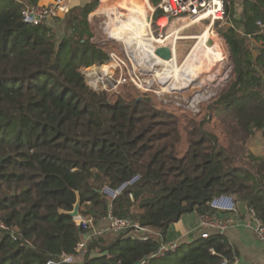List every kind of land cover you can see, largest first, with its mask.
<instances>
[{"label":"trees","instance_id":"trees-1","mask_svg":"<svg viewBox=\"0 0 264 264\" xmlns=\"http://www.w3.org/2000/svg\"><path fill=\"white\" fill-rule=\"evenodd\" d=\"M103 4L72 9L57 40L47 23L22 22L21 0H0V264L75 255L88 232L59 211H72L77 194L81 217L94 225H104L111 205L116 217L157 235L93 236L72 264H235V249L218 235L152 255L170 225L208 213L219 195L245 203L264 223V0H244L239 19L228 1L215 23L235 80L214 102L231 109L202 118L129 85L114 99L86 86L78 69L110 61L107 48L92 43L88 20ZM252 43L260 44L255 53ZM259 138L262 151L254 153ZM135 176L112 203L102 193Z\"/></svg>","mask_w":264,"mask_h":264},{"label":"rangeland","instance_id":"rangeland-1","mask_svg":"<svg viewBox=\"0 0 264 264\" xmlns=\"http://www.w3.org/2000/svg\"><path fill=\"white\" fill-rule=\"evenodd\" d=\"M159 2V0H104V4L99 9H106V13L104 15L88 18L92 32L94 33L92 43L105 46L110 53L109 58L111 54L117 58V65L115 63L112 64L113 67L110 70L112 73L109 72V76L103 75L101 68H99L101 66L98 65L92 66V68L96 69L92 70L94 71L91 74L93 76H90V74L88 75L91 71L88 69L91 67H82L78 69L86 86L94 93H107L110 95L111 99H114L115 96L124 90L123 88L129 85L127 88L133 87L141 93H149L154 96L155 100L160 104L166 107H177L183 110L185 115H191L192 117L202 118L215 111H227L231 109L230 106L217 107L214 105L216 100L225 96L235 80L230 55L222 39L220 40L223 44L225 57L221 65H219V69L215 72V64H211L208 60H205V62L199 61L201 65L197 69V75L201 80H199L200 85L198 87L189 88L190 90L187 89L183 92H169L163 90L158 83L154 82V77L163 76L164 73L173 75L175 71L170 67L168 62L161 61L155 57L154 51L155 48L158 47V44L153 41L163 40L166 35L173 30L172 25L174 22L177 21L180 23L181 20L178 18L167 21L166 27L160 29V26L156 24L162 17L161 12L157 9ZM229 2L231 3L234 17L239 19L243 0H229ZM138 6L141 7V10L139 9L138 11V15L139 18H141V22L145 24V28L136 24L135 26H131L129 31H125L128 37L136 39L139 43H135L133 50H128L126 48L127 36L124 34L125 32L108 31V28H113L116 23L115 21L122 19L124 16H132ZM122 20L128 21L127 18ZM50 22L52 23L51 27L56 34L57 40H60L65 34L68 23L67 17L58 18ZM214 25H210L209 21L201 22L180 34L179 39L175 42V46L180 55L177 59L179 65L185 63V58L192 53L196 44L199 43L197 37L203 29L210 28L211 32L217 35ZM218 28H220V26ZM122 31H124V29ZM166 44L167 42H165L163 46H166ZM259 46L260 44L252 43V52L255 53ZM109 64L110 61L107 65ZM186 66L188 68H193L192 64ZM212 71L214 73H212ZM230 77L231 81L229 82ZM120 78L125 79L126 82L118 85L117 82ZM228 82L229 85L226 91L221 94ZM212 98L214 99L211 105L205 104ZM250 149L254 153H260L262 151L261 139H256L251 144ZM102 224L99 223L95 225V227L101 228L103 226ZM0 225L3 224L0 222ZM12 231L13 234L16 235L17 231L15 229ZM79 260H81V257Z\"/></svg>","mask_w":264,"mask_h":264},{"label":"built area","instance_id":"built-area-1","mask_svg":"<svg viewBox=\"0 0 264 264\" xmlns=\"http://www.w3.org/2000/svg\"><path fill=\"white\" fill-rule=\"evenodd\" d=\"M157 9L161 12L162 17L167 21L172 19H196V25L209 21L210 25L216 22H222L225 17V6L229 0H159ZM70 13V8L66 0H54L46 5L23 6L21 11V20L26 25L37 26L42 23H49L52 20L66 17ZM161 17V18H162ZM157 26L158 22L156 23ZM257 26H261L257 23ZM162 29V27H160ZM162 38V37H160ZM161 46V45H158ZM117 65V58L111 54L110 64ZM105 66V65H103ZM119 66V65H118ZM102 67V66H101ZM89 68L88 70H91ZM89 72V71H88ZM93 71L88 73L92 74ZM91 76V75H90ZM125 79H121L117 84L125 83ZM138 177H132L124 182L116 189L104 188L102 193L107 197L110 203L119 198V196L127 189L134 187L138 182ZM210 211L198 216L199 227L202 230L200 238L209 239L213 234L223 236L228 230L238 225V217L240 213L236 206V201L229 195H219L209 203ZM247 221L250 224L256 238L264 246V223L257 217L256 212L248 208L246 213ZM76 224L88 233L87 239H83L76 244L75 255L62 254L57 260H49L47 264H72L84 255L87 248V242L93 236L103 234H119L129 231L131 236L140 240H146L150 237L152 229L140 227L133 223L129 218H118L114 215L112 206L108 207L107 215L104 219V225L101 228L95 227L93 220L89 217H81ZM1 229H5L0 225ZM178 245L163 244L160 249L152 255L154 258L162 257L168 252H175ZM219 264H228L223 259Z\"/></svg>","mask_w":264,"mask_h":264},{"label":"bare ground","instance_id":"bare-ground-1","mask_svg":"<svg viewBox=\"0 0 264 264\" xmlns=\"http://www.w3.org/2000/svg\"><path fill=\"white\" fill-rule=\"evenodd\" d=\"M139 9L141 10V7L138 6V8L135 10L132 16H128V17L124 16L122 18V19L127 18L128 21L126 20L124 21L122 19H118L116 21L114 20L116 22L114 27L108 28V31L113 30L115 32L124 33L127 30L129 31L130 27L135 26L136 24H139V26L145 28V24L141 22V18H139L138 15ZM105 11L106 9L101 8L95 13V15L97 16L104 15L106 13ZM158 24L160 27L164 28L167 25V20L164 17H162L159 19ZM172 26H173V30L170 31L163 40L161 39L154 40L153 42L161 46H163L164 43L167 42L166 47H168L172 51V55H173L172 59L168 63L170 67L175 71V73L173 75H168L164 73L163 76H159V77L156 76L154 77V82L158 83L165 91L183 92L189 88L198 87L200 85L199 80H201V78L198 77L197 75V69L201 65L199 61L205 62V60H208L211 62V64H215L214 66V72H215L219 69V65H221V62L224 59L225 54H224L223 44L220 38L217 35L213 34L210 28H207V29H203L200 32L199 36L197 37L199 43L198 44L195 43L196 46L194 45L195 48L192 50V53L185 58V63H183V65H179L177 59L178 57H180V55L175 46V42L179 39V36L182 32L196 26V19H184V20L181 19L180 23L175 21ZM123 29L124 31H122ZM124 34L127 36L126 32ZM126 40H127L126 48L128 50H133V48L135 47V43H138L136 39H133L128 36L126 37ZM209 42H212V45H209ZM191 64L193 65V68L191 67L192 69L186 66ZM99 68H101L103 75L109 76V72H111L110 71L111 66L105 65ZM214 72L212 71V73Z\"/></svg>","mask_w":264,"mask_h":264},{"label":"crops","instance_id":"crops-1","mask_svg":"<svg viewBox=\"0 0 264 264\" xmlns=\"http://www.w3.org/2000/svg\"><path fill=\"white\" fill-rule=\"evenodd\" d=\"M54 0H21L23 6L31 5H46ZM70 11L72 9L83 7L90 0H66ZM244 1V0H243ZM97 15L93 12L88 18H93ZM89 20V19H88ZM47 25L51 26L49 22ZM196 213H188L183 215L177 223L169 226L165 236V245H181L193 244L200 240L202 230L199 227V219ZM238 217V225L228 230L223 236L228 243L235 249L237 258L235 264H264V246L256 238L251 230L250 224L247 221L246 215L244 218ZM157 233L152 230L150 236H156ZM217 236V234H213Z\"/></svg>","mask_w":264,"mask_h":264},{"label":"water","instance_id":"water-1","mask_svg":"<svg viewBox=\"0 0 264 264\" xmlns=\"http://www.w3.org/2000/svg\"><path fill=\"white\" fill-rule=\"evenodd\" d=\"M209 45H212V42H209ZM154 54L158 59H160L161 61H164V62H169L173 56L172 51L166 46L156 47ZM236 206H237L239 213L242 216H245L247 211H248V207L246 206V204L243 202H236ZM80 207H81L80 197L77 194L76 202L73 206L72 211H70V212L59 211V213L71 218L74 221H77L81 218ZM87 236L88 235H85L84 239H87ZM136 264H140V263H136Z\"/></svg>","mask_w":264,"mask_h":264}]
</instances>
